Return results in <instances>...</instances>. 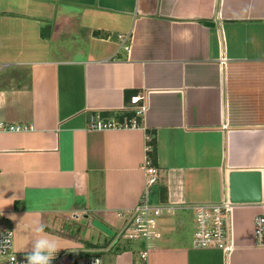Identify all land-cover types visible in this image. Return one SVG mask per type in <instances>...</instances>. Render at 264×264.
Listing matches in <instances>:
<instances>
[{
  "label": "crops",
  "instance_id": "0c3cea01",
  "mask_svg": "<svg viewBox=\"0 0 264 264\" xmlns=\"http://www.w3.org/2000/svg\"><path fill=\"white\" fill-rule=\"evenodd\" d=\"M141 95L140 128H88ZM0 124L28 127L0 131V220L18 254L39 219L56 264H133L134 244H109L145 191L149 144L152 202L219 203L234 171L259 172L262 195L232 206L227 253L192 247L190 212L161 218L149 264H264V0H0ZM86 216L110 234L82 235Z\"/></svg>",
  "mask_w": 264,
  "mask_h": 264
},
{
  "label": "built area",
  "instance_id": "2783aa9c",
  "mask_svg": "<svg viewBox=\"0 0 264 264\" xmlns=\"http://www.w3.org/2000/svg\"><path fill=\"white\" fill-rule=\"evenodd\" d=\"M124 50H128V36H118ZM224 62V61H222ZM133 107L134 117L123 121L102 119L98 115L89 118L88 128L90 130H110L123 128H140L141 120L146 111L144 95L134 96L130 99ZM26 126H13L0 124V131H26ZM152 140L147 136V142ZM151 152L149 144L146 146V154ZM146 176V188L139 198L137 204L124 212H118L117 217L122 220L121 226L112 235L109 249L117 248L121 243H132L136 249H132L135 255L133 264H149L148 254L157 247L160 239L159 220L169 217L178 211H187L192 215L193 234L191 245L197 249H219L227 253L231 250V243L228 240L230 231V212L234 204L229 199L219 203H179L169 201L152 202L149 197V189L157 184L160 171L151 164L146 156L144 162ZM262 211L253 221V236L255 245L264 249V202L261 205ZM85 227L93 228V219L84 218ZM0 264H26L25 255L18 254L14 250V234L12 229L4 225L0 220ZM52 264H56V258ZM72 264H103L100 254H93Z\"/></svg>",
  "mask_w": 264,
  "mask_h": 264
},
{
  "label": "water",
  "instance_id": "95a60500",
  "mask_svg": "<svg viewBox=\"0 0 264 264\" xmlns=\"http://www.w3.org/2000/svg\"><path fill=\"white\" fill-rule=\"evenodd\" d=\"M205 25L212 26L211 23ZM228 199L232 204H260L261 175L257 171H234L228 176ZM93 227L110 234V231L99 222H93Z\"/></svg>",
  "mask_w": 264,
  "mask_h": 264
},
{
  "label": "clouds",
  "instance_id": "9594fccd",
  "mask_svg": "<svg viewBox=\"0 0 264 264\" xmlns=\"http://www.w3.org/2000/svg\"><path fill=\"white\" fill-rule=\"evenodd\" d=\"M28 228L32 237L26 242L24 248L18 249L24 252L26 264H52L57 252L61 249L57 238L45 231L46 225L39 219L33 220Z\"/></svg>",
  "mask_w": 264,
  "mask_h": 264
},
{
  "label": "trees",
  "instance_id": "16d2710c",
  "mask_svg": "<svg viewBox=\"0 0 264 264\" xmlns=\"http://www.w3.org/2000/svg\"><path fill=\"white\" fill-rule=\"evenodd\" d=\"M134 117V112H129V113H123L121 116H118L117 117V121H123V119H126V120H130L131 118ZM147 157L149 158V160L151 161V164L154 166V155L153 153L149 152L147 153ZM119 249V248H118Z\"/></svg>",
  "mask_w": 264,
  "mask_h": 264
},
{
  "label": "rangeland",
  "instance_id": "374dc122",
  "mask_svg": "<svg viewBox=\"0 0 264 264\" xmlns=\"http://www.w3.org/2000/svg\"><path fill=\"white\" fill-rule=\"evenodd\" d=\"M83 223H85L84 221H82V220H80L79 219V224L82 226V235H85V234H89L90 233V230H88V229H86L85 228V225L83 224ZM190 226H192L191 224L189 225V227ZM188 234L191 232V229H189V232L188 231H186ZM185 232V233H186ZM183 233H184V231H183ZM189 236V235H188ZM61 264H67V262L66 261H64V262H62Z\"/></svg>",
  "mask_w": 264,
  "mask_h": 264
}]
</instances>
